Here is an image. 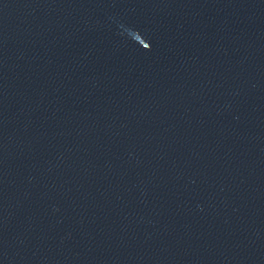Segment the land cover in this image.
I'll list each match as a JSON object with an SVG mask.
<instances>
[{
  "label": "water",
  "instance_id": "1",
  "mask_svg": "<svg viewBox=\"0 0 264 264\" xmlns=\"http://www.w3.org/2000/svg\"><path fill=\"white\" fill-rule=\"evenodd\" d=\"M0 264H264V0H0Z\"/></svg>",
  "mask_w": 264,
  "mask_h": 264
}]
</instances>
